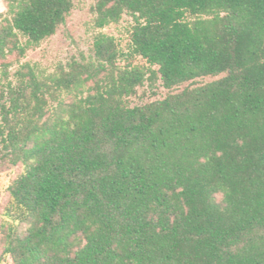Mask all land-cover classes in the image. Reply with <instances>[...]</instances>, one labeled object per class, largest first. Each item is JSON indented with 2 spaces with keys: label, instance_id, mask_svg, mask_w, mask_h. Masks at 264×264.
<instances>
[{
  "label": "trees",
  "instance_id": "obj_1",
  "mask_svg": "<svg viewBox=\"0 0 264 264\" xmlns=\"http://www.w3.org/2000/svg\"><path fill=\"white\" fill-rule=\"evenodd\" d=\"M73 8L0 21V264H264V0H94L98 29L132 17L127 54L99 31L22 62Z\"/></svg>",
  "mask_w": 264,
  "mask_h": 264
},
{
  "label": "rangeland",
  "instance_id": "obj_2",
  "mask_svg": "<svg viewBox=\"0 0 264 264\" xmlns=\"http://www.w3.org/2000/svg\"><path fill=\"white\" fill-rule=\"evenodd\" d=\"M74 8L68 16L67 21L50 38L41 42L35 49H30L23 61L36 63L42 70L52 71L59 64L65 63L72 57L81 54H88L92 47L94 36L99 31H103L115 37L124 53L129 52L130 31L132 29V17L125 14L118 23H111L103 29H98L94 25V13L92 5L94 0H73ZM7 13V0H0V21ZM124 59V58H123ZM120 60L124 65L129 61L142 64L144 61L139 57ZM17 66L12 64L11 69ZM1 69V61H0ZM210 79V78H206ZM139 89V96L134 97V102L148 100L149 97ZM22 172V166H13L9 163L0 164V221L3 218V211L9 200L8 186L10 182ZM3 246L0 242V254Z\"/></svg>",
  "mask_w": 264,
  "mask_h": 264
}]
</instances>
